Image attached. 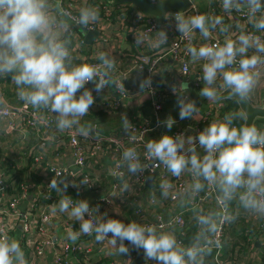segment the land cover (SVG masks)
Wrapping results in <instances>:
<instances>
[{"label": "clouds", "instance_id": "obj_1", "mask_svg": "<svg viewBox=\"0 0 264 264\" xmlns=\"http://www.w3.org/2000/svg\"><path fill=\"white\" fill-rule=\"evenodd\" d=\"M157 12L166 19L172 18L175 30L189 43L186 52L193 64L202 63L204 85L199 95L209 103L222 99L218 88L241 106L209 123L195 136L183 133L163 134L158 139H149L143 144L142 162L135 147H126L120 155L116 169L123 168L130 176L143 177L151 184V174L145 171L160 167L177 179L185 173L188 178L176 189L167 179L159 184L160 197L177 201L180 208H188L192 214L196 231L187 244L177 240L173 222L170 220L159 228L136 221L124 223L119 219L98 215V207H90L84 199L73 200L66 195L70 182L62 172H57L48 184L60 199L51 207L53 214L66 213L78 222L79 231L68 229L66 239L76 243L81 235L93 236L97 243H107L118 255H129L130 250L143 251L144 259L154 264H206L214 248L220 247L217 238L225 223L235 222L239 210L264 219V131L255 126L236 125V121L249 119L245 106L264 77V2L262 0H220L225 13L245 11L251 32L236 24L231 36L220 15L197 14L185 16L165 11L166 0H152ZM142 13H139L141 15ZM100 20L99 12L90 6L80 7L72 15L63 6V0H0V79L10 80L16 88V96L33 109L35 119L44 126L48 118L41 110L52 113L55 130H72L85 138L98 136L91 124H82L94 105L93 91L98 95L106 88L125 91L122 81L113 77L116 61L111 54L100 51L98 64L74 63L72 54L74 28H88ZM216 31L225 34L223 43H205L193 46V34L199 32L204 40ZM138 46L145 39L152 41L151 33L134 36ZM168 43L164 29L155 31V46ZM91 82L93 89L85 87ZM151 77L138 80L141 93L151 87ZM189 84L186 80L170 86L176 96L181 120H197L199 109L194 100L188 98ZM220 91V90H219ZM79 93V95H77ZM221 102V101H220ZM0 96V105H5ZM169 131L176 121L169 116L161 121ZM122 128L133 143V127L126 115H121ZM55 137L50 136L49 140ZM199 149V151H198ZM109 174L120 180V192L132 190L124 179V173L109 169ZM89 183L87 178L81 185ZM72 187H79L71 182ZM211 190L215 193L216 208L205 210L195 204V198ZM155 192L151 203H157ZM237 205V212L230 205ZM127 241V244L125 243ZM131 246V248L129 247ZM130 261V260H129ZM131 262V261H130ZM0 264H28L24 251L16 239L7 234L0 236Z\"/></svg>", "mask_w": 264, "mask_h": 264}, {"label": "crops", "instance_id": "obj_2", "mask_svg": "<svg viewBox=\"0 0 264 264\" xmlns=\"http://www.w3.org/2000/svg\"><path fill=\"white\" fill-rule=\"evenodd\" d=\"M66 1L68 0H63V6L66 4ZM86 1L88 0H75V4L79 7L90 6L97 9L95 4L91 6ZM214 1L220 2V0H207L202 5L195 4L191 8L196 7L195 9L201 14L213 15L214 12L210 8V2ZM105 2L106 4H102L101 7L103 10H107V14L110 11L113 12V19L109 20L108 16L105 19L99 14L100 20L97 22L95 30H92L93 36L88 40L78 30V27L75 30L81 34V40L79 39L78 32L73 31L71 33L73 40L72 54L75 58L74 63L97 64L99 63L97 60L98 52L104 51L111 54L116 61V67L112 73L113 77L115 78L118 73L124 72L125 79L123 83L131 93L121 107L110 110V102L116 95L114 88H106L99 95L93 91L95 103L90 107L88 115L81 118V123L91 124L97 129L98 136L94 134V137L119 135L124 131L121 124L122 114L126 115L130 123L137 117L149 119L151 122H156L155 118H157V122H161L171 116L176 121L170 131L162 123H159L147 134L146 142L149 139H158L163 134L172 135V131L177 129L183 131L186 136L192 135L195 125L203 129L213 121L222 120V115L224 114L222 110L224 104L222 102H219L222 104V108L219 110L217 117L207 115L208 111L213 109L211 105H208L206 108L202 107V97L199 95L200 89L205 86L202 79V62L193 64L190 59V72L187 76H183L180 72L179 61L166 51L167 44L158 47L154 45L155 31L164 29L172 37L178 33L175 30V24L171 23L165 26L162 18L158 19L148 15L144 17L145 14L139 8L124 0H105ZM97 10L100 13V10ZM104 12L106 13L105 10ZM139 13L142 14L139 15ZM152 18L159 20L158 28L151 32L152 41L150 42L145 39L143 45L138 46L135 43L134 36L146 34L144 31L148 26V20ZM227 22L232 24L234 32L237 31L235 28L236 24L242 23L246 25L247 23V21H239L236 11L229 14ZM143 26H145L144 29ZM218 33L219 31L214 32L211 37L220 36L221 33ZM193 38L197 42L204 40L199 32H195ZM138 54H148L154 58L160 57L156 64L155 82L157 88L167 89L169 93L165 94L166 99L162 100V108L156 114L152 108L151 103L153 99L149 91L146 90L141 93L138 88V80L145 78L143 71L139 69L138 71L132 67L133 58ZM182 80H186L189 84V89L185 94H187L189 99L196 102L200 119L181 120L179 118L176 96L171 92L170 86L174 83L178 84ZM196 81H199L198 85ZM85 87L93 89L94 85L89 82ZM219 90L221 89L218 88ZM263 92L264 77L261 78L260 83L251 96L250 100L252 104L258 105L255 97L260 99ZM0 96L5 99V105L7 106L18 107L23 103L16 96L15 86L7 79H0ZM41 111L45 115L44 111ZM50 117L51 121L48 126L37 123L36 128H28L22 121H17L15 127L10 128L5 121L0 120V177L5 182L12 178L11 183L17 182L27 186V197L29 195L32 196L29 203L37 200L41 210L50 216L49 223L43 226L42 231L33 222L31 230L26 235L22 231H19L18 228L10 234V238L16 239L19 242L28 264H154V261L144 259L142 250L136 251L132 249L129 255L120 256L115 253L109 244H106L107 241L97 243L93 236H80L76 243H72L66 239L69 228L73 231H79L78 222L72 220L66 213L57 212L53 214L51 212L52 205L60 199L54 190H51L48 196H41L38 193L43 177L48 174L49 166L55 158L71 171H76L74 156L68 139V134L72 130L64 132L56 131L52 113ZM237 125L240 126L239 124ZM50 136L55 138L49 140ZM78 137L81 142H86L85 137L80 135ZM39 141H44L45 144L40 151V160L34 162L31 152L33 145ZM126 147H130V144L124 142L123 150ZM55 154L59 156L56 157ZM120 155L121 153L116 152L112 146L108 152L102 153L97 158L92 159L85 170L95 175L97 181L96 189L88 190L86 185H81L80 181L83 179L82 172L76 171L74 177L67 179L70 182V186L66 190V195L72 194L75 200H87L90 207H98L99 204L101 207H98V215L106 213L107 218L119 219L124 223L130 221H136L140 224L146 222L156 223L158 217H161L162 220L163 218H168L169 222L175 214H181L184 220L183 225L179 227L173 224V228L177 238H179V232L182 230H184L182 233L184 235L187 228L193 224L192 214L188 208H180L177 201L172 202L170 199L160 197L159 184L162 178L158 170L145 171V176L149 173H155L152 175L153 179L149 186L144 178L138 181L137 177L130 176L125 169L120 168L124 173V179L129 181L132 188L130 192L123 194L120 192V180L109 174V169L116 170V164L120 159ZM8 166H11V169H8ZM187 178V173L181 177L183 182ZM168 180L171 182L174 179H171L168 175ZM72 181L73 183L76 182L79 187H72ZM116 183L117 186L114 187ZM75 188L78 190V193L73 191ZM153 192H155L158 201L155 204L151 203V194ZM14 193V190L7 192L3 198V202H7ZM89 193H94L97 197L94 199ZM204 193H201V195ZM103 196L110 198V201L108 203L100 202V198ZM23 203L21 205L22 208ZM200 207L206 211L212 210L216 208V202L213 197H207ZM230 210L234 213L237 212V205L235 203L230 205ZM239 226L244 228L245 240L241 238L233 239V235L228 230L229 228L235 229ZM263 227L264 219H258L253 215L243 212V210H239L235 222L227 223L226 225L221 247L219 249L214 248L212 259L208 257L206 264H264V230L261 229ZM164 230L168 231L170 229L164 228ZM178 241L182 243L180 240ZM35 243L43 244L42 255L35 254ZM125 243L127 244V241ZM63 244H69V246L80 245L89 251H69L64 256L63 261L58 262L56 257ZM129 247L131 248L130 245Z\"/></svg>", "mask_w": 264, "mask_h": 264}, {"label": "built area", "instance_id": "obj_3", "mask_svg": "<svg viewBox=\"0 0 264 264\" xmlns=\"http://www.w3.org/2000/svg\"><path fill=\"white\" fill-rule=\"evenodd\" d=\"M148 2L152 3V0ZM64 6L66 10L72 13V15H77V13H75L74 10L76 11V10H79L80 8L78 5L75 4V0L66 1V4ZM195 8L196 7L188 8L184 10H178L176 12H179L185 16L201 14ZM176 12H169V13L174 14ZM226 15L229 17V13H226ZM236 15L238 19H240L241 21L242 20L247 21L245 11H240V12L236 11ZM162 21L165 26L170 25L171 23L175 24L172 18L166 19L164 16L162 17ZM96 25L97 23L90 25L88 28H83V30L84 32H90L92 30H95ZM158 26H159V20L155 18L149 19L148 26L146 27L144 33L146 34L151 33L155 31L158 28ZM248 31L251 32L250 30ZM233 33H234L233 29L230 28L228 35L231 36ZM218 34H220V32ZM224 35L225 34L221 33V35L218 37L213 36L210 39L205 40L203 44L215 43L217 40L223 43ZM79 39L81 40L80 35H79ZM188 43L189 41L179 33L175 34L172 37L168 35V43L166 45L167 46L166 51L179 61L180 72L183 76H187L190 72L189 63H190L191 58L186 52V47ZM191 43L193 44V46H197V47L200 46V44L197 45L194 42V38L192 39ZM159 59L160 57L154 58V57L149 56L148 54H138L133 58V64H132L133 68L137 70L139 69L144 72L145 78L151 77L152 84H151V87L147 90L149 91L153 99L151 104H152V108L155 114L161 110L162 100L166 99L165 94L169 93L167 89H164L163 92L158 91L153 82V77L156 73V64ZM115 79L123 82L125 79V73L124 72L118 73ZM114 90L116 91V95H115V98L110 102V106H109L110 110H115L121 107L123 103L125 102V99L131 93L130 90L126 87H125V90L127 92L119 91L116 88H114ZM211 106L213 107V109L208 111L207 115L210 117L213 115L217 117L219 110L222 108V104L218 102L217 104H213ZM44 114L48 118V121L50 122L51 113L44 111ZM213 118L211 119L213 120ZM155 119H156V122H151L149 121V119H146L143 117H137L134 119V121L130 123L133 126L130 129V133L131 135H134L136 137L135 143L131 141L130 136H128L127 133H125V131H122L119 135H112V136H107V137H93L91 139L85 138L86 142H81L78 135L74 134L73 131H71L68 134L69 145L71 147V150L74 156V164L76 166V171L82 172V178L88 179L89 183L86 185L88 190L96 189L97 181L93 173L85 170L86 166L90 164L92 159L97 158L98 155L108 152L112 146L116 152L122 153L124 142L129 143L130 147H135L137 149V152L140 154L143 163H146V164L152 163L148 161L146 158H144L143 144L146 142L147 134L150 133L159 124V122H157V118ZM0 120L5 121L10 128H14L17 121H22L25 124V126L28 128L29 127L36 128L37 123H38L35 119V115H34V112L31 106L26 105L24 103H22L18 107L0 105ZM201 130H203L201 127H198V125H195L192 135L195 136ZM181 133H183L186 136V134L183 131H180L178 129L174 130L172 132V135H177ZM44 144H45L44 141H41L39 143L38 149L36 150L34 157H33L34 162H38L40 160V151L42 147L44 146ZM33 152L34 151L32 149L31 155L33 154ZM58 156L59 155L56 154V157ZM154 170H158L161 173L162 180H165V179L168 180V175L170 174L166 171V169L162 165L160 167H151L149 168V170H146V171H154ZM76 171H71L69 168L65 167L62 163H60V161L57 158H55L49 166L48 174L45 177H43L42 183L40 185L41 187L38 192L39 195L41 196L49 195L52 189L48 187V184L50 183L51 179L55 177L57 172H62L68 179L69 177H74ZM116 171L122 172L120 169H116ZM137 179L138 181H140L141 179L143 180V177H137ZM170 183H172L176 189H180L182 188L184 182L181 178L179 179L175 178ZM116 186H117V183L114 184V187ZM7 187L8 186L6 182L4 181V179L0 177V236L7 234L10 237V234L17 228V223L21 218L24 221L22 232L25 235L29 233V231L31 230L33 226V222H34V225L39 227L40 230L42 231L43 226L49 223L50 216L46 212L42 211L39 205H38L39 212H37L36 214L34 213L35 203L37 202V200L28 203L25 209L22 208L21 205L28 195L27 186L21 185L20 190L17 192V194L12 195L7 202H3V198L7 194V191H6ZM73 191L78 193V190L76 188ZM112 191H118V190H112ZM68 196H70L73 200H75L72 194ZM207 197H213L215 200V193L212 192L211 190H206L203 195L199 194L195 198V204L198 206H202L204 200ZM170 200L172 202H176L173 199H170ZM109 201H110V198L108 197L103 196L100 198V202L108 203ZM98 207L100 208L101 206H99L98 204ZM171 221L173 222V224H176L179 227H181L184 223V220L181 214H175L171 218ZM143 224L144 225H155L157 228H159V226L163 224L165 225V228H168L167 227L168 223L163 222L161 217H158V221L156 223L146 222ZM226 225L227 223L223 225L222 231L217 236V238L220 241V247H221L223 233H224V229ZM81 236L87 237L86 235H81ZM106 244L108 243L106 242ZM263 247H264V244H263ZM43 248L44 246L42 243L40 244L35 243V250H34L35 254L42 255ZM219 248H216V249H219ZM74 250L76 251L84 250L85 252L89 251L88 249H85L84 247L80 245H76V246L70 245L69 246V244H65V245L63 244L58 256L56 257L57 261L58 262H60L61 260L63 261V258L66 255V253H68L69 251L74 252ZM217 264H220V263H217Z\"/></svg>", "mask_w": 264, "mask_h": 264}, {"label": "trees", "instance_id": "obj_4", "mask_svg": "<svg viewBox=\"0 0 264 264\" xmlns=\"http://www.w3.org/2000/svg\"><path fill=\"white\" fill-rule=\"evenodd\" d=\"M87 2V4L88 5H91V6H94V4L96 5V7H97V9H99L100 10V15H102L103 16V18H107V16L109 17V20L110 19H113V17H112V14H113V12H111L110 11V13H108L107 14V10L106 9H104L105 11H106V13L104 12V10H103V8L101 7V5L102 4H106V2H105V0H88V1H86ZM211 3V5H210V8L212 9V11L214 12V14L213 15H220V16H223L224 17V26H226V27H228L229 29L230 28H232V24L231 23H229V22H227V18H228V16H226L225 14V12H223V10H222V8H221V6H220V3L219 2H216V1H214V2H210ZM74 12L75 13H77L78 14V10H74ZM225 13V14H224ZM146 15H144V17H145ZM239 21H241L240 19H239ZM243 21V20H242ZM241 21V22H242ZM240 25H242V26H244L246 29H247V31L248 30H250V31H253L252 29H250L251 28V26L250 25H248L247 23H246V25H243L242 23H239ZM229 25V26H228ZM145 28V26H143V29ZM75 29H77V28H74L73 29V31H76V32H78L77 30H75ZM79 33V32H78ZM79 35H80V37H81V34L79 33ZM261 35H264V34H261ZM205 40H203V41H201V42H197V41H194L197 45H201V44H203V42H204ZM157 72V71H156ZM156 74V73H155ZM155 78H156V75H155V77H153V82H154V85L156 86V88H157V85H156V82H155ZM197 83L199 82V81H196ZM157 90L158 91H160V92H163L164 91V89H159V88H157ZM198 100V99H197ZM224 105H223V108H222V110H223V112H224V114L222 115L223 117L225 116V114H227V113H229V112H232V111H239V108H238V106H237V104L232 100V99H227V100H224V101H221ZM260 121H262V122H260ZM242 122H243V120H240V121H236L235 123L236 124H239V125H241L242 124ZM259 124V125H258ZM253 126H257V128L258 129H260V130H262V131H264V119H259V120H257L255 123H254V125ZM29 128H31V127H29ZM123 129V128H122ZM39 143H40V141L39 142H37L36 144H34L33 145V154L31 155V157H32V159L34 160V154H35V152H36V150L38 149V146H39ZM56 155V154H55ZM10 165V164H9ZM8 169H11V166H8ZM169 177L171 178V179H175V177H172L171 175H169ZM11 180H12V178H10V180H8L7 182H6V184H7V189H6V191L7 192H10L11 190L13 191H15V193L14 194H17V192L20 190V186L21 185H23L22 183H11ZM37 212H39V209H38V202H36L35 203V209H34V213L36 214ZM225 228H226V226H225ZM232 228H229L228 230L231 232V234L233 235V239H235V238H237V239H244L245 240V238H246V235L244 234V232H243V229L244 228H242V226L240 227H238V228H235V229H232ZM262 230H264V227L263 228H261ZM179 231V230H178ZM196 231V226H195V223H194V221H193V224H191L188 228H187V230H186V232H185V234L183 235L182 233L184 232V230H182L181 232H179V238H177L178 240H180L181 242H182V244H187L188 243V241H189V239H190V237L192 236V234L194 233ZM224 231H225V229H224ZM223 236H224V233H223ZM222 242H223V238H222ZM210 259H212V255L209 257Z\"/></svg>", "mask_w": 264, "mask_h": 264}, {"label": "water", "instance_id": "obj_5", "mask_svg": "<svg viewBox=\"0 0 264 264\" xmlns=\"http://www.w3.org/2000/svg\"><path fill=\"white\" fill-rule=\"evenodd\" d=\"M124 1L132 3L135 7L139 8L140 11L142 13H144L145 15L155 17L158 19L163 17L162 14H159L157 12L153 3H150L146 0H124ZM206 1L207 0H166L165 11L176 12L178 10H184V9L191 8L195 4L202 5ZM262 2H264V0H262ZM78 30L82 34L85 35L86 40H88L94 34L93 31L84 32L82 27H78ZM218 93L221 95L222 99L216 101L215 103H209L205 98L202 97V107L206 108L208 105L216 104L220 101H224V100L229 99L224 94V89H221L220 91H218ZM237 106H238L239 110H241V106L239 104H237ZM245 108L248 112L249 119L243 120L242 125L253 126L257 120L264 119V94L261 96L260 103L258 105L252 104L251 100H249V102L245 106ZM149 174H151V176H152L155 173H149ZM149 174H147V175H149ZM147 185L150 186L149 183H147ZM89 194L92 195L94 197V199L97 197V195H95L94 193H89ZM31 198H32L31 195H29L26 198L25 202L23 203V209L26 208V206L29 203V201L31 200ZM168 220H169L168 218H163V222H165V223H168ZM23 223H24V221L21 218L17 223V228L19 231L23 230Z\"/></svg>", "mask_w": 264, "mask_h": 264}, {"label": "rangeland", "instance_id": "obj_6", "mask_svg": "<svg viewBox=\"0 0 264 264\" xmlns=\"http://www.w3.org/2000/svg\"><path fill=\"white\" fill-rule=\"evenodd\" d=\"M263 94H264V92H263ZM256 98V100L258 101L257 103L259 104L260 103V99H258L257 97H255ZM173 132V131H172Z\"/></svg>", "mask_w": 264, "mask_h": 264}]
</instances>
